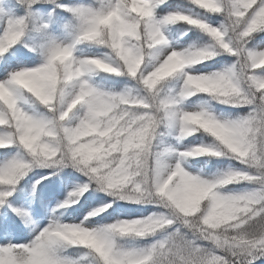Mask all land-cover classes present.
I'll use <instances>...</instances> for the list:
<instances>
[{
  "label": "snow or ice",
  "instance_id": "6c2138e0",
  "mask_svg": "<svg viewBox=\"0 0 264 264\" xmlns=\"http://www.w3.org/2000/svg\"><path fill=\"white\" fill-rule=\"evenodd\" d=\"M5 2L16 15H7ZM201 13L222 19L217 26ZM0 16V149L15 146L23 153L0 164L5 228L14 226V216L30 221L9 198L16 199L19 181L37 166L53 169V175L71 166L87 177L54 214L76 204L90 185L157 209L102 227H93L90 217L111 203L75 223L54 215L29 242L0 244V264H91L89 256L95 264L264 261V48L248 47L264 31V0H0ZM171 24L196 28L212 43L166 47L163 29ZM29 32L39 33L40 41H24ZM60 32L65 39L55 34ZM18 43L33 55L14 47ZM81 45L104 51L74 55ZM221 53L234 57L227 67L189 70ZM98 73L127 77L139 91L101 89L91 82ZM170 78H178V86L162 95L160 86ZM20 92L44 111H26ZM197 94L247 111L220 119L204 107L185 110L184 101ZM197 132L214 142L179 148L161 139L171 135L178 144ZM199 157H228L244 167L205 177L182 166ZM241 182L251 188L222 190ZM39 183H33V194ZM122 237L145 243L120 247L116 238ZM68 248L84 251L72 256Z\"/></svg>",
  "mask_w": 264,
  "mask_h": 264
},
{
  "label": "trees",
  "instance_id": "16d2710c",
  "mask_svg": "<svg viewBox=\"0 0 264 264\" xmlns=\"http://www.w3.org/2000/svg\"><path fill=\"white\" fill-rule=\"evenodd\" d=\"M76 0H65V2H75ZM182 0H168L169 4L175 5L177 3H181ZM7 4V2H5ZM7 6H9L7 4ZM47 7V6H45ZM191 8V6H188ZM11 10V9H10ZM14 13V12H13ZM16 14V13H14ZM211 18H215L217 16L203 13ZM2 16H0L1 21ZM169 31L171 32L174 39L177 41H184L187 40L192 44V47H201L206 44H211L212 41L210 37H208L205 33L201 32L200 30L193 28L188 25L184 24H171L168 25ZM38 33L35 32H29L26 36V42H30L28 38H33ZM191 37V39H189ZM261 38H264V32L262 33H255L253 36V41L258 42L261 40ZM20 45L18 43L16 46L17 48ZM23 47V45H22ZM24 48V47H23ZM22 49V48H20ZM77 49L83 50V51H93V52H103L104 50L102 48H93L89 47L88 45H81L78 46ZM158 50V49H157ZM156 50V51H157ZM24 53H28V49L24 48ZM28 55H33V53H28ZM214 59V57H213ZM212 60V59H211ZM211 60L205 61L203 64L209 63ZM24 63H28L30 61H23ZM198 65V64H197ZM200 65V64H199ZM95 80L101 81L105 84H108L109 86H128L134 93L137 92L138 87L135 84V81L127 78V77H114L110 76L105 73H98L92 76ZM178 80V78H170L169 80L162 83L160 86L161 88V94H165L169 89H172V83ZM139 91V90H138ZM27 94V93H26ZM28 97L31 101H33L38 108H42L38 105L37 102L28 94ZM209 100L218 108H222L223 110L232 109V107L228 105H223L218 103L216 100L209 97ZM43 109V108H42ZM189 140L192 139H200L205 140L206 142H212L213 138L202 133L197 132L192 136H189ZM164 143L171 144L173 142V137L171 135H165L161 138ZM190 161L192 164L201 166L203 169L210 170L213 173H222L224 171L228 170V163L224 157L219 158H208V157H199V158H190ZM34 173H42V177H47V179L41 180V176L38 180H40V183L36 185L35 193L33 194L31 200V206H32V214L28 215L30 217V221H25L20 216H14V226H10L11 229H13L16 232H29L30 228L32 227L33 223H35L37 220L41 219L44 216V213L46 212V206L48 204V201L52 198L53 195H58L61 198V201H63L66 197H62V189L66 182L69 180H76L80 182L81 184L86 183L85 178L83 177V174L77 171L75 168L68 166L63 167L59 171H56L55 174H52V171H50L49 168H43V167H33L30 171L27 172V174L19 181L18 185L16 186L19 189L18 193H13V196L16 197L15 200H12V198H9L14 207L20 208L27 200V197L29 195L28 188L32 187L33 183L31 182V176ZM41 182H46V185L41 186ZM45 188L46 191H49L51 193H44L39 194V191L41 188ZM251 188V185L241 182V183H235L225 186L224 189H222L225 192H231V193H239L241 191H245ZM93 190V188H89L88 191H86L80 198L79 201L76 204L71 205L70 207L66 209H57L55 216L58 217L59 220H62L65 216L71 215L76 216L77 214H80L83 212L86 202L94 200L93 198L97 197V192L94 190L93 194L91 196H88V194ZM33 193V192H32ZM92 197V198H90ZM106 199H109V196L106 197ZM108 203V202H107ZM3 207H0V214L3 213ZM118 210H123L126 212H132L131 207H122L117 208L115 207L114 203H111V207H109L105 212H101L100 216H104L105 214H116ZM10 211V209L8 210ZM5 226L2 223V217H0V235H3L5 233ZM83 249H73L68 248L67 254L76 256L83 252ZM89 262L91 264H95V261L92 260V257L89 256ZM88 264V262H86ZM257 264H264V261H257Z\"/></svg>",
  "mask_w": 264,
  "mask_h": 264
},
{
  "label": "rangeland",
  "instance_id": "374dc122",
  "mask_svg": "<svg viewBox=\"0 0 264 264\" xmlns=\"http://www.w3.org/2000/svg\"><path fill=\"white\" fill-rule=\"evenodd\" d=\"M5 8H8V12L7 15L9 16H13L16 14H13L10 11L9 6H7L6 3H4L3 5ZM191 8L190 7H186V8H182V11H189ZM66 15V14H65ZM202 18L206 19L209 23H213L216 24L218 26L220 20L222 19L221 17H215V18H209L207 15L201 13ZM3 16L1 21L3 20ZM66 23V20L64 21ZM163 31L165 32L166 38L168 39V46L171 47H176L177 49L181 48V47H188L189 43H187L186 41H176L172 38L170 32L168 31V25L164 27ZM264 31L261 32H257V33H262ZM56 35H58L61 39H65V35L60 32V33H55ZM27 36V34H26ZM26 36L23 38V40H26ZM41 39L40 34L38 33L36 36H34L33 38H31V41L28 43H34V42H39ZM248 47L250 49L253 50H259L264 48V38H261L260 41L255 42L252 40L249 41ZM158 51H160V49H158ZM91 52H85V51H74V55L77 56H83L86 54H89ZM97 54H100L102 52H96ZM234 59V57L229 56L226 53H221L217 56L214 57V59H212L209 63L207 64H200V65H194L191 69H189L190 71H199V72H205V73H209V72H213V71H218L221 68L227 67L232 60ZM23 66H34L31 62L27 63H23ZM148 66V65H146ZM258 74H260L258 72ZM91 82L98 86L101 89L104 90H113V91H122L127 89H130L128 86H123V87H113V86H108L105 84H102L100 82L95 81L93 78H91ZM179 80H177L176 82H174V84H172L173 86V90H175V87L178 86ZM139 90V89H138ZM137 90V92H138ZM18 95L20 96V103L21 106L28 111L30 114H35V115H40L44 110L42 109H36L34 108V105L30 103L28 97L26 96L25 93L20 92L18 93ZM183 108L185 110H193V109H198L199 107H204L205 109H207L208 111H210L213 115H215L217 118L220 119H234L239 115H243L247 109L246 108H242L243 110H241V112H239V108H236V110L234 111H222V109L218 108L217 106H215L211 101H209L206 97L205 94H197L194 95L193 97L187 99L184 101L183 103ZM212 142H206L205 140H200V139H195V140H189V136L184 138L183 140H181L178 144L176 142V140L174 139V142L172 145H175L179 148H184V147H188V146H192L195 144H210L213 143ZM23 155V153L17 149V147L13 146L11 148H7V149H0V164L4 163L6 160L11 159L15 156H21ZM228 163V169L229 168H242L244 167L243 165L239 164L238 161L232 160L231 158L228 157H224ZM182 166H184L186 168V170L192 171L194 173L199 172L200 174H202L205 177H210V176H214V175H218L220 173H212L208 170H204L199 166H196L194 164H192L189 159L182 162ZM50 171H54L53 169H50ZM42 174V173H41ZM40 177V175L38 173H34L31 176V181L35 182L36 180H38V178ZM83 177L85 178V181L87 182V177H85L83 175ZM78 184L76 181H70L68 182L63 191H62V195L63 197H67L68 193L71 192L75 187H77ZM91 188H93V190L89 193V196H91L94 192V190L97 192V197L93 198L94 200L86 202V207L85 210L83 212V214L78 215L77 217H65L64 220L62 221V223H75L78 222L80 219H83L84 215H86L90 210H92L93 208H97L102 206V204L107 203V201L109 203H115L116 207H121V203H123V207H125L126 205H131L132 206V210H134L133 212H125V211H118L116 216H114V214H107V216L104 217H100V218H96V216L90 217V220L94 221L93 223V227H102L104 225H108L113 223L115 220L120 219V220H130V219H135V218H140L143 216H147L149 215L151 212L156 211L157 209L155 208L154 205L151 204H144V203H132L129 201H122V200H118V199H114L113 197H111L110 195H108L105 192H101L96 190L95 185H90ZM89 187V188H90ZM43 190V189H41ZM30 191H32V188H30ZM41 193V192H40ZM109 196V199H106V197ZM92 198V197H90ZM60 202L59 198L53 197V199L51 200V202L48 205L47 208V213L44 217V219L37 221L36 224L34 225V227L32 228V230L26 234V233H11L10 230L8 229L7 232L3 235L0 236V244L2 243H7V242H12V243H27L29 242L34 235L36 234V232H38L40 229H42L43 227H45L50 220L53 218L54 214L51 211V208L53 206H56L57 203ZM30 198L28 199V201L26 202V204L23 206V209L25 210H29L30 211ZM142 208L143 210H139L138 208ZM117 240V244L120 247H124V248H131V247H142L145 243V241L143 240H139V239H135L132 237H122V238H116Z\"/></svg>",
  "mask_w": 264,
  "mask_h": 264
},
{
  "label": "clouds",
  "instance_id": "9594fccd",
  "mask_svg": "<svg viewBox=\"0 0 264 264\" xmlns=\"http://www.w3.org/2000/svg\"><path fill=\"white\" fill-rule=\"evenodd\" d=\"M192 119H193V121H194V122L197 120V118H196V117H192Z\"/></svg>",
  "mask_w": 264,
  "mask_h": 264
}]
</instances>
